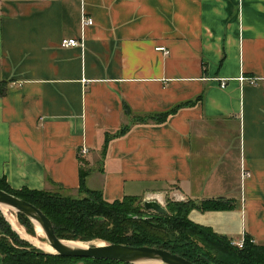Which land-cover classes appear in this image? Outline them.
<instances>
[{
	"label": "crops",
	"instance_id": "1",
	"mask_svg": "<svg viewBox=\"0 0 264 264\" xmlns=\"http://www.w3.org/2000/svg\"><path fill=\"white\" fill-rule=\"evenodd\" d=\"M0 84L10 188L220 199L188 217L264 244V0H0Z\"/></svg>",
	"mask_w": 264,
	"mask_h": 264
},
{
	"label": "trees",
	"instance_id": "2",
	"mask_svg": "<svg viewBox=\"0 0 264 264\" xmlns=\"http://www.w3.org/2000/svg\"><path fill=\"white\" fill-rule=\"evenodd\" d=\"M3 87L0 84V94ZM156 115L162 121L173 112ZM84 171H79V197L62 195L46 190L22 187L10 188L0 179V189L38 208L50 221L56 237L64 240H101L131 246H150L165 249L195 264H264V244L254 243L244 236L241 247L231 243L224 235L208 226L191 221L188 213L221 210L229 207L226 201L206 199L199 203L192 200L165 203V214L144 210L132 205L141 199L123 196L106 201L100 191L87 189L83 184ZM26 225V232L33 234L32 224L26 216L16 213ZM84 244V243H83ZM1 264H60L75 260L83 264H126L112 260L62 257L42 252L11 230L0 212Z\"/></svg>",
	"mask_w": 264,
	"mask_h": 264
},
{
	"label": "water",
	"instance_id": "3",
	"mask_svg": "<svg viewBox=\"0 0 264 264\" xmlns=\"http://www.w3.org/2000/svg\"><path fill=\"white\" fill-rule=\"evenodd\" d=\"M141 205L142 208L147 211L155 212L157 214L166 213L165 208L153 199H144L142 200ZM0 206H5L9 209H12L15 214H23L28 218L33 228L34 222L40 227L44 234L43 242H46L53 250L52 253L46 252L40 247L27 241V239L22 238L17 233V231L11 227L9 221L6 219L5 215L0 209L2 216L9 224L11 230L14 231L20 239L25 240L35 248L47 254L58 255L62 257L112 260L126 264H144L154 261L160 262L161 264H195L165 249L145 245L131 246L119 243H108L105 241H102L101 245H89L86 247L70 245L64 243V241L74 240H64L56 237L48 218L34 205L0 189ZM23 233L25 234V232Z\"/></svg>",
	"mask_w": 264,
	"mask_h": 264
},
{
	"label": "rangeland",
	"instance_id": "4",
	"mask_svg": "<svg viewBox=\"0 0 264 264\" xmlns=\"http://www.w3.org/2000/svg\"><path fill=\"white\" fill-rule=\"evenodd\" d=\"M170 200H172V199H169V198H167V199H165V201L167 202H169ZM163 202V203H161V205L165 208V203L166 202ZM173 201V200H172ZM181 201H184V200H181ZM167 202V203H168ZM141 203H142V201H140V202H133V204L132 205H135V206H141ZM193 210V209H192ZM190 212H191V210H190ZM6 216L5 217H11V218H13V220L15 221V224L17 225V227L22 231V232H25V234L23 233V235H24V237H25V239H27V241H29L30 243H33L34 245H36V246H38L39 247V243L38 242H43L44 241V238H42V237H40V236H38L37 234H36V231H35V228H33L32 227V229H33V234H29V233H27L26 232V229H27V227H26V225H23L22 224V222H20L18 219H17V217H16V214H15V212L12 210V209H8V211H7V214H5ZM190 219V218H189ZM191 220V219H190ZM6 221V220H5ZM191 221H193V220H191ZM194 222V221H193ZM196 223V222H195ZM197 224H199V223H197ZM201 225V224H200ZM28 235H27V234ZM36 237V238H35ZM73 242H75V243H78V242H80V241H73ZM81 243H84V244H86L87 246H89V245H95V244H102V241L101 240H91V241H88V242H81Z\"/></svg>",
	"mask_w": 264,
	"mask_h": 264
},
{
	"label": "bare ground",
	"instance_id": "5",
	"mask_svg": "<svg viewBox=\"0 0 264 264\" xmlns=\"http://www.w3.org/2000/svg\"><path fill=\"white\" fill-rule=\"evenodd\" d=\"M0 209L2 211V213L5 215L7 214V211H8V207H5V206H0ZM6 216V215H5ZM6 219L9 221L11 227L13 229H15L17 231V233L22 237V238H25L24 235H23V232L17 227V225L15 224V221L13 220V218L11 217H6ZM34 228H35V231H36V234L42 238H44V234L43 232L41 231L40 227L34 222ZM36 238V237H35ZM39 243V247L41 249H43L44 251L46 252H53V250L48 246V244L46 242H38ZM64 243H67V244H70V245H74V246H78V247H86L87 245L86 244H83L81 242H78V243H75L73 241H64ZM95 245H101V244H95ZM143 264V263H142ZM144 264H161L160 262H147V263H144Z\"/></svg>",
	"mask_w": 264,
	"mask_h": 264
},
{
	"label": "built area",
	"instance_id": "6",
	"mask_svg": "<svg viewBox=\"0 0 264 264\" xmlns=\"http://www.w3.org/2000/svg\"><path fill=\"white\" fill-rule=\"evenodd\" d=\"M91 20L89 18H85V17H81V26H84L85 24H90ZM78 45H81V41L74 39V38H61L59 41V46L63 47V48H67V47H76ZM156 50H160L163 51V53H167V51L165 49H163V47H156ZM251 82V81H250ZM224 83L223 81L220 82V87H223ZM86 149L85 147H81L80 148V153H85ZM241 177H247L249 175L248 172H241ZM231 243L237 247H241L242 244V240H238V241H231Z\"/></svg>",
	"mask_w": 264,
	"mask_h": 264
}]
</instances>
